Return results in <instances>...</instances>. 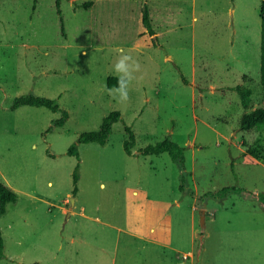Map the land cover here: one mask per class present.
<instances>
[{
	"label": "rangeland",
	"instance_id": "obj_1",
	"mask_svg": "<svg viewBox=\"0 0 264 264\" xmlns=\"http://www.w3.org/2000/svg\"><path fill=\"white\" fill-rule=\"evenodd\" d=\"M262 1L146 0L158 49L143 0H61V15L54 0L0 1V182L17 195L0 218V264H264L261 206L205 195L264 193V131L239 126L264 107ZM125 55L129 75L115 67ZM236 86L250 89L249 110ZM29 94L54 100L66 123L52 127L60 113L46 108L10 109ZM111 111L132 129L134 154L120 122L105 146L79 144L73 197L67 149ZM166 137L184 148L183 170L166 153L139 154ZM252 149L263 160L246 165Z\"/></svg>",
	"mask_w": 264,
	"mask_h": 264
},
{
	"label": "trees",
	"instance_id": "obj_2",
	"mask_svg": "<svg viewBox=\"0 0 264 264\" xmlns=\"http://www.w3.org/2000/svg\"><path fill=\"white\" fill-rule=\"evenodd\" d=\"M1 1V0H0ZM37 0H34V4ZM54 5L56 13L61 15L60 5L61 0H54ZM90 3L83 4L84 8L89 7ZM141 24L145 30V34L150 38V43L153 48H161L159 44L158 37L156 36L150 20V15L147 6L142 8L141 11ZM259 19H260V85L264 88V1L260 3L259 8ZM60 23L62 22V17H59ZM63 29V28H62ZM181 81L184 85H188L187 80L180 74ZM233 90L239 96L240 104L244 110L250 109V89L243 86H236ZM34 107V108H46L53 113H60V117L52 122V127H62L67 119L68 113L65 110L59 108L58 104L54 100L47 98H42L33 95H26L15 98L10 106L11 110H17L20 107ZM120 122L123 126V130L126 135V139L123 141V150L126 155L132 156V148L135 146V135L123 120L119 111H111L108 113L102 120L99 125V128L96 131L85 132L79 135L76 142L69 146L67 149L66 155L74 157L76 159V165L72 173V196L75 197L78 193V181H79V144H89L94 143L99 146H105L107 140L111 134V129L113 124ZM240 129L242 131H251L258 130L264 131V107L256 108L248 113L242 115L240 119ZM50 130V129H49ZM162 153L168 154L170 159L181 169H184L185 157H184V148L181 147L176 142L172 141L170 137L164 138L162 141L157 142L154 145H148L143 149L139 150L140 155H159ZM243 163L246 165H256L258 160H263L262 156L256 149L247 150L243 153ZM180 185L179 191L181 193H186L185 187V175L184 173L180 174L179 177ZM188 193L192 195L189 190ZM236 194L243 197H249L251 200L256 201L261 208L264 210V193L260 192H250L239 187H223L216 192H209L205 195L215 200H222L228 195ZM17 202V195L13 190L0 182V218L7 213V207L9 205H14ZM3 238L0 231V260L4 258L3 254ZM200 247V246H199Z\"/></svg>",
	"mask_w": 264,
	"mask_h": 264
},
{
	"label": "clouds",
	"instance_id": "obj_3",
	"mask_svg": "<svg viewBox=\"0 0 264 264\" xmlns=\"http://www.w3.org/2000/svg\"><path fill=\"white\" fill-rule=\"evenodd\" d=\"M131 59V57L125 55L123 57L120 58V60L117 62L116 64V70L118 72H122L125 75H129V65L126 63L127 61H129ZM136 67L138 68V65H136ZM129 81L125 80L123 77H121L120 79V88L117 90L119 91V98L121 101H126L128 99V85Z\"/></svg>",
	"mask_w": 264,
	"mask_h": 264
},
{
	"label": "water",
	"instance_id": "obj_4",
	"mask_svg": "<svg viewBox=\"0 0 264 264\" xmlns=\"http://www.w3.org/2000/svg\"><path fill=\"white\" fill-rule=\"evenodd\" d=\"M145 6H146V0H143V2H142V8H144ZM200 221L203 224V222H204V211H201L200 212Z\"/></svg>",
	"mask_w": 264,
	"mask_h": 264
}]
</instances>
